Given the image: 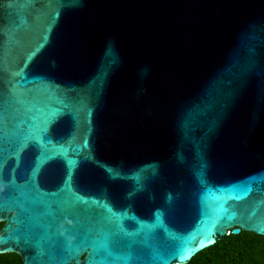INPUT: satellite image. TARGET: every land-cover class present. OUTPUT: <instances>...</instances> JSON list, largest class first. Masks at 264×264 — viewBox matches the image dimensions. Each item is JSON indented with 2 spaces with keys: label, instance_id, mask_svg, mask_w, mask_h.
I'll list each match as a JSON object with an SVG mask.
<instances>
[{
  "label": "water",
  "instance_id": "obj_1",
  "mask_svg": "<svg viewBox=\"0 0 264 264\" xmlns=\"http://www.w3.org/2000/svg\"><path fill=\"white\" fill-rule=\"evenodd\" d=\"M0 223L22 264L264 236V0H0Z\"/></svg>",
  "mask_w": 264,
  "mask_h": 264
},
{
  "label": "trees",
  "instance_id": "obj_2",
  "mask_svg": "<svg viewBox=\"0 0 264 264\" xmlns=\"http://www.w3.org/2000/svg\"><path fill=\"white\" fill-rule=\"evenodd\" d=\"M0 264H22V261L18 255L9 253L0 255ZM188 264H264V236L245 231L230 234L197 254Z\"/></svg>",
  "mask_w": 264,
  "mask_h": 264
}]
</instances>
